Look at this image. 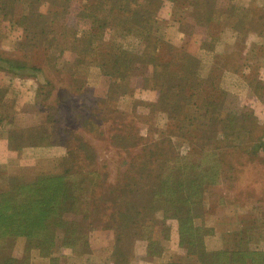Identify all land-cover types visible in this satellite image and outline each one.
Listing matches in <instances>:
<instances>
[{"label": "rangeland", "instance_id": "obj_1", "mask_svg": "<svg viewBox=\"0 0 264 264\" xmlns=\"http://www.w3.org/2000/svg\"><path fill=\"white\" fill-rule=\"evenodd\" d=\"M137 1L0 0V264H264V0Z\"/></svg>", "mask_w": 264, "mask_h": 264}, {"label": "trees", "instance_id": "obj_2", "mask_svg": "<svg viewBox=\"0 0 264 264\" xmlns=\"http://www.w3.org/2000/svg\"><path fill=\"white\" fill-rule=\"evenodd\" d=\"M123 1L124 2H126V1L128 2L130 0H123ZM132 1L134 2L135 5L137 4L138 7H139V1H137V0H132ZM126 12H128V11H126ZM136 12H137V15H138V13H139V9L138 8H137ZM129 18H131V17H129ZM131 20L132 19H125L126 28L124 29V31H127L129 33L131 32L130 30H132V28H131ZM101 37L102 36L98 34V38L100 40H101ZM107 46H108V44H107ZM147 49H148V45L146 46L145 50H143V53H142L143 57H144L145 54H148V53L151 54V52H149ZM123 54L126 55V56H123L122 59L130 58L131 56H134L133 53H130V52H127V51H123ZM99 55H101L103 57V59L109 57L110 60L112 59V62L115 63V65H119L120 66L119 71H117V73L122 71L121 75L118 76L121 79H125L127 77V75L125 73H126V71H128L131 68V65H132V63L134 61L133 59H135V57H133V59L129 63L126 62V63L121 64V62L119 63V60L113 59L114 56H117L115 54V49H112V51H110L109 49L108 50L100 49L99 50ZM254 150H255L254 152L252 150L251 151H246V152L248 154H250L251 156L252 155H256L258 150L257 149H254ZM176 162H177L176 163L177 166H179L178 168H181V170H183V172L181 174H179V175L176 174V176H177V178L180 177L182 180H185L187 173L185 172L186 169H184L185 168L184 166H187V163H184V161H182L180 163L179 160L176 161ZM164 164H170V161H168V163H166L164 161ZM164 168H165V166L163 165V167H161L162 172H163ZM217 168H218V166H217ZM168 169L171 170V165L168 166ZM176 170H177V168H175V171ZM162 172H161V174H163ZM197 181H198L197 185L190 184L189 181H182L180 183V185L177 186V193L186 194L185 186L190 184V186L193 185V188L191 187L192 189H191L189 195L193 196V197H202V194L204 193L203 182H202V184H200L201 183L200 180H197ZM178 195L179 194H177V197L175 196V200H182L183 197L182 196H178ZM25 214H28V213H25ZM32 215H33V213H30V214L24 216L22 220L18 219V217H15L13 219H11L10 216L1 217L0 225L7 232H9L11 230V227L14 226V225L16 227V231H19V232L22 231L23 232V229L24 230L26 229V227H24V226H32V225L34 226L35 224H43L45 227H47V226H50V225L54 224L55 219L52 218V217L47 218L45 213H39V215H36L37 216L36 219H34V216H32ZM50 222H52V223H50ZM26 223H28L29 225H26ZM21 225H23V226L20 228ZM250 255H251L252 259H259V258H263L264 257V253H262V252H258V253L256 252V253H252ZM248 256H249V254H248Z\"/></svg>", "mask_w": 264, "mask_h": 264}]
</instances>
